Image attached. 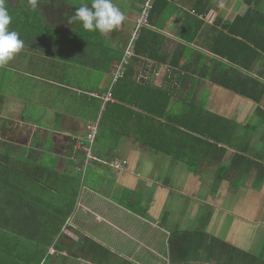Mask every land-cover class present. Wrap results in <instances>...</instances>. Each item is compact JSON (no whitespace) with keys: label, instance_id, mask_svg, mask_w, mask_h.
<instances>
[{"label":"crops","instance_id":"1","mask_svg":"<svg viewBox=\"0 0 264 264\" xmlns=\"http://www.w3.org/2000/svg\"><path fill=\"white\" fill-rule=\"evenodd\" d=\"M167 1L170 3L169 9H164L158 14L156 18L158 28L156 26L153 28L160 33L159 40L163 43L168 58L160 62L138 56L139 61H135L130 58L133 55L132 52L127 62L123 64L122 74L123 76L127 66L130 65L132 73L130 72L127 80V87L130 89L119 87L124 93L122 99L129 100H123L124 104L129 109L140 112L133 103L138 101L140 96L135 97V93L132 96V88L148 85L169 95L166 110L170 122H172V116L175 120L183 109L189 107V104L201 105L207 112L224 118L222 123L228 126L227 132H232L231 137H227L228 140L225 139L223 132L222 142H219L216 150H213L217 158H211L209 161L208 156H202V159H197L196 166L191 167L194 160L186 163L174 157L175 154L172 152H163L162 149L156 151L149 145L140 143L135 135L134 120L127 117V111L123 110V117L126 114L128 120L120 125H104L100 122L104 105L107 102H116L112 95L108 98L107 94L112 93L118 79L122 77L113 81V73L120 60L113 59L108 65L109 70L104 71H91L75 65H69L70 68L66 71L64 70L66 62L63 61L62 68L55 71L62 79H57L58 75H55L56 82L53 84L45 82L44 78L40 82V73L30 74L32 78L34 77V81H38L36 82L38 89L34 90V93L28 90L22 97L15 93L13 96H4L10 98L13 102L11 104H16L18 100L23 104L25 102L26 106L20 109L19 118L12 113L9 117L1 118L0 116L1 124H9L10 132H13L12 128L19 127L16 131L19 134L22 131L21 127L25 126V142L22 144L14 142L12 137L9 140L4 139L3 142L56 156L60 164L64 166L74 162L73 166H79V171L69 170L79 177L83 175L84 166L103 169L101 170L102 179L106 181L107 176L109 179L115 176L116 184L120 185L119 188L128 191L129 201L132 200V204L138 205L129 209L127 203L119 199V204L115 203L112 208V199L116 197L118 200V197L114 196L110 199L105 198V203L98 205L96 210L94 208L97 207L96 204L87 205L89 200L86 201V199L90 194L81 195L79 202V198L77 199L73 215L68 219L67 229L62 231L64 239L60 241L58 238L60 247L58 250L53 248V253L49 251L51 258L48 264H104L99 258L105 256V253L113 261H107L106 264H127L128 262L145 264L144 259L137 261L131 257L122 260L123 255L120 253L118 256V251L112 246L111 239H116L120 246L123 237L134 238L131 230H126L122 225L121 227L116 225L118 220L112 215L114 212H110L116 209V206L119 210L135 217L134 221L141 223L139 229L144 232L141 231L143 235L135 241L142 250L145 248L150 254H155L157 260L153 264H168L171 258L169 254L174 253L176 249L181 260L173 264H213L210 261L212 259L215 260L214 264H227L226 252L229 251V246L240 248L241 244L227 238L226 227H223L221 231L218 230L216 234L211 233L208 224L206 223L207 226L203 224L205 220L209 221L211 218L214 224L219 219L218 216L225 215L229 218L226 220L229 223L235 221L236 224L241 225V222L244 223L246 219L250 221V224H253V221L264 224V51L257 47L256 55L248 54L247 56L250 62L235 63L211 50L214 37L222 26V21L215 22L216 18L231 22L236 16L245 14L248 8H251V20L255 23L251 28L259 29L258 43L264 48V43H260L264 40V0H250V3L246 0H210L205 11L202 9L200 12L198 11L199 3L196 4L198 0ZM144 2L145 0H112V3L124 14L125 19L119 27L105 33L107 43L121 42V47L125 50ZM52 3L51 7L59 3L64 7L68 6V10L64 12L54 9V13H62L57 16L58 24H56L66 25L69 17L66 14L69 15V10H74L85 3L90 6L91 0H57ZM187 17H190L192 21L200 20L198 21L200 29L192 42L181 38L178 34L185 25ZM75 24L73 22L67 26L72 27ZM250 43L255 44V42ZM181 46H185L189 51ZM174 51H177L174 56H180L176 62L177 66L172 65L169 60ZM198 67H202L204 72L214 67L219 76L220 70L228 69L226 71L232 70L234 78L242 76L253 79L258 82L255 90L257 93H263L262 98L260 101H255L241 92L224 87L210 78L202 77L197 71H193ZM75 69L78 70L77 73ZM28 105L34 109L40 108L38 111L43 114L41 123L34 119L36 111L30 112ZM46 109L49 110L48 114L43 111ZM32 118L34 122H28ZM158 120L167 121L163 117ZM209 121L215 125L217 120L206 118V121L201 124L202 127L208 128ZM101 126L107 130L101 131L104 140L97 142L94 136L91 141L88 137L91 129L95 128L96 133L100 135ZM244 130L253 131L246 133ZM175 141L176 139H172L169 143H164L160 140L158 144L163 147L168 146L172 151L177 148ZM220 146L225 148L221 158L218 157L221 153ZM235 153L245 157V159L238 158L237 168L250 166L253 168L251 171L254 172L255 177L256 172H258L257 176L261 175V177L255 179L252 176L251 180H240L234 183L222 177L232 157H236ZM122 161L125 163L119 169L112 165L114 162ZM187 168L206 169L192 172ZM213 168L223 170L217 176L210 178L208 173ZM108 169H112L113 173ZM188 174L192 175L190 180L187 179ZM211 185H215L216 191H211ZM194 187L196 192L193 190ZM85 189H91V187L85 184ZM227 191L232 192L233 195L226 197ZM238 192L244 193L246 198L243 199L237 195ZM248 207L249 213H246ZM258 213L263 215H256ZM95 221L101 228L98 231L92 229ZM162 222L169 223V230L166 229L163 232ZM198 222L202 223L199 230L196 229ZM110 226L115 229V234L110 232ZM192 231L199 233L203 239L209 236L218 238L227 246L223 245L215 250L212 244L188 248L186 244L183 249L175 247L174 250L169 249L164 242L168 236L174 238L176 235L181 239ZM87 237L88 242H86ZM80 248L83 250L81 254L77 253ZM230 250L234 251L232 248ZM161 251L164 252L161 253ZM212 254L218 255L212 256ZM220 255L223 257L221 258Z\"/></svg>","mask_w":264,"mask_h":264},{"label":"trees","instance_id":"2","mask_svg":"<svg viewBox=\"0 0 264 264\" xmlns=\"http://www.w3.org/2000/svg\"><path fill=\"white\" fill-rule=\"evenodd\" d=\"M52 1L38 0L37 6L34 8L30 0H16L15 2L6 0V7L12 17L9 29L18 32L19 38L24 41L23 47L13 58L22 52L31 55L29 61L33 69L30 73L32 75L40 73V82L43 78L46 79L45 71L49 66L52 65L55 71L59 70L60 67L62 68L63 61L66 62L64 65L66 71L70 68L69 65L83 67L91 71H104L109 70L108 65L113 59L121 60L125 51L121 47V42L107 43L105 33L85 31L79 24L72 27L67 26L70 25L69 23L57 25L58 22L57 24L55 22L58 15L54 13V7H51ZM208 1L210 0L196 2V4L199 3V12L202 9L205 11ZM246 1L250 3V0ZM169 4L167 0L150 1L151 7L148 11L147 21L138 29L137 38L132 45L133 55L130 57L132 60L139 61L140 56H145L161 62L168 58L165 47L159 40L160 33L153 26L158 28L156 18L164 9H169ZM75 9L69 10V15L66 13L64 15L71 16ZM251 19V8H248L245 14L236 16L231 22L216 18L215 22L222 21V26L217 34L215 33L211 50L235 63L250 62L248 54L256 55L257 47L264 51V48L258 43L259 29L251 28L255 25ZM198 21L200 20L192 21L190 17H187L185 25L180 29L183 32L178 31L179 36L192 42L200 29ZM250 42H255V44ZM262 42L264 43V40H261L260 43ZM181 47L189 51L185 46ZM176 52L174 51L169 57L174 66H177L176 62L180 57L174 56ZM13 58L10 62H13ZM19 69L25 74V71L27 73V69L30 68L19 67L16 70ZM226 70L228 69L220 70L219 76L214 67L206 69L205 72L202 67L193 69L202 77L210 78L224 87L241 92L255 101H260L263 93L256 92L257 81L242 76L234 78L232 70ZM131 71L130 65L127 66L124 75L118 79L112 93L110 92L116 102H107L104 105L100 122L104 125L116 126L124 123L128 117L134 120L135 135L140 143L149 145L156 151L162 149L163 152H172L175 154L174 157L186 163L194 160L191 167H195L197 159H202V156H208L209 161L211 158H217L213 150H216L218 143L222 142V133L224 132L225 138L231 137L232 133L227 132L228 126L222 123L224 118L207 112L201 105L189 104V107L183 109L175 120L172 116V122H170L166 110L169 95L148 85H138L136 89L132 88V96L133 93H135V97L140 96L138 101H133L140 112L129 109L123 101L129 100L122 99L124 93L119 87L128 86L127 80ZM27 74L30 76L29 73ZM125 89L129 90L130 87ZM12 94L14 93L12 92ZM33 110L36 111L34 119L41 123L40 119L43 114L38 111L40 108L35 107L34 109L29 106V111L33 112ZM123 110L128 112L127 117L125 114L126 118L123 117ZM43 111L46 114L49 113L48 109ZM160 117L167 121L158 120ZM206 118L217 120L216 124L209 121L208 128L202 127L201 124L206 121ZM30 121L34 122L33 118L28 120V122ZM102 130L107 131L101 126L100 135L98 132L95 135L97 142L104 140ZM172 139H176L175 146H177L172 151L168 146L163 147L158 144L160 140L169 143ZM219 151L221 153L218 157L221 158L225 148L220 146ZM79 155L81 156V154ZM234 155L236 157H232L229 167L224 170L222 177L232 182L235 178L238 179L236 181H246L251 180L252 176L255 179L261 177V175L257 176L258 172L255 177L254 172L251 171L253 168L250 166L237 168L238 158L245 159V157L240 153ZM122 162L125 163V161ZM73 163L64 166L60 164V160L56 156L48 153L32 151L25 146L11 143L3 144L0 149V264L49 263L50 248L58 250L60 247L58 238L75 211L81 187L84 182L87 183L83 175L79 177L69 170L79 171V166H73ZM204 169L206 168H189L192 172ZM126 203L129 209L138 206L132 204L129 197Z\"/></svg>","mask_w":264,"mask_h":264},{"label":"rangeland","instance_id":"3","mask_svg":"<svg viewBox=\"0 0 264 264\" xmlns=\"http://www.w3.org/2000/svg\"><path fill=\"white\" fill-rule=\"evenodd\" d=\"M12 2H15L16 0H11ZM57 2V0H53ZM143 7V6H142ZM54 9L56 11H67L68 6L65 5V7L62 4H56L54 6ZM61 12H55V14L60 15ZM141 13V12H140ZM50 19V18H49ZM57 23V22H55ZM115 32V31H114ZM31 55L27 54L26 52H22L20 55L16 56L13 58V62L8 61V63L5 66L0 67V96L2 95H9L13 96L12 92L15 93L16 95L22 97L23 95L27 94L28 90H32L33 93L35 92L34 90H37L38 88L36 87V82L34 81L33 78H31L27 73L31 74L32 72L31 69L33 67L30 64V59ZM30 68L27 69V73L25 71V74L22 73V71L16 70L17 68ZM78 70L75 69V73H77ZM58 73H55V69L51 66L48 67V69L45 71V76H46V81L50 82L53 84L56 82V76ZM57 79H62L59 75L57 76ZM46 85V84H45ZM47 86V85H46ZM15 87V88H13ZM13 102L10 101L9 97H2L0 98V116L1 118L4 116H10L12 113L13 115L15 114L18 118L20 116V109H24L25 102L17 101L16 104H11ZM30 106V105H28ZM16 111V112H15ZM25 111H27L25 109ZM0 118V124L2 123V119ZM21 127V126H20ZM3 128V129H2ZM19 127L17 129H13V132H10V126L9 124H1L0 125V149L1 146L5 143L3 140H9L12 137V140L14 142L17 141V143H24L26 139L25 135V126L21 127V132L18 134L16 131H18ZM5 130V131H4ZM246 133L251 132L253 130H244ZM244 132V134H245ZM23 133V134H22ZM228 140V138H225ZM115 169V168H112ZM112 169H108L111 173H113ZM189 170V168H187ZM100 168H89L88 165L84 166V171H83V178L86 179V182H84V185L81 187L79 196H78V202L81 199V195L84 194H90L88 196L89 200L88 206H93L94 204L97 205V207H94L96 210H98V205H101L102 203H105V198L114 197L117 196L118 200L112 199L111 205L112 208L115 206L114 204H119L118 201L119 199L123 202L126 203L128 202V195H127V190H123V188H119L120 185L116 184L115 181V176L109 179L107 176L106 181L102 179L103 175L101 174ZM116 170V169H115ZM181 170V168H180ZM223 170L222 168H213L211 171L208 173L210 178H213L215 175L217 176L219 172ZM185 172L184 170H182ZM256 171V170H255ZM186 173V172H185ZM187 174V173H186ZM187 179L190 180L192 175L188 174ZM182 177V175H181ZM194 177V176H193ZM238 180L234 179L233 183ZM224 183V182H223ZM85 184L89 185L91 189H85ZM187 184V183H186ZM222 184V183H221ZM215 185H211V191H216ZM194 192H196V187H194ZM221 190V189H219ZM232 191L231 189H229ZM100 194V195H99ZM237 195H240L243 199H245V194L244 193H236ZM232 196V192L226 193L227 196ZM109 202V201H108ZM81 208V207H79ZM78 208V209H79ZM113 211L114 212L112 215L116 216L117 220L116 225L118 227H121V225L126 229V230H131V234L134 237L133 239L123 237L122 238V244L120 243V246L117 244L116 239H111V244L112 246L118 251V256H120V253L123 255L121 258L122 260H127L129 258H135L137 261L138 260H145V264H153L156 262L157 257L155 254H150L145 248L142 250L141 247H139L136 243V239L141 238V235H143V230L139 229V225L141 224L140 222L134 221L135 217H132L129 215L127 212H124L122 210H119L117 206L115 207ZM77 209V210H78ZM246 213H249V207L245 211ZM206 215V214H205ZM256 215H263L262 213H258ZM215 216V215H214ZM174 217V216H173ZM201 217V216H200ZM219 219L212 223V219L209 218V221L205 220L204 226H209L211 233H217L218 230H222L223 227H226V232L225 235H227V238L238 243L240 248H234L233 246H229L230 248L234 249V251H231L229 248V251L226 252V257L228 258L227 264H264V224L252 222L253 224H250L249 220L244 221V223L241 222V225L236 224L235 221L234 223L227 222L229 218L223 216H218ZM93 218V216H92ZM167 221V219H166ZM142 222V221H141ZM207 223V224H206ZM95 225L92 226V229L94 231H98L100 228L99 224L95 221ZM163 224V225H162ZM161 226L163 232L167 229L169 230L168 222H162ZM202 227V223L198 222L197 223V230H199ZM143 231V232H141ZM110 232L115 234V229L110 226ZM135 234V235H134ZM148 234V233H147ZM152 236V234H150ZM164 236V235H163ZM175 237H166V241H164L167 244V247L169 249H174L180 248L183 249L186 244L187 248L190 246H200L202 244H212L214 245L215 250L221 248L223 245L227 246L226 243L222 242V240H218V238L209 236L207 238H201L199 236V233L196 234V232H188L185 237L177 238L176 235ZM181 236V235H180ZM64 239V235L59 236V240L61 241ZM136 240V241H135ZM86 242H88V237L86 238ZM160 245H163V243H160ZM87 246V245H86ZM195 248V247H193ZM175 250V249H174ZM177 249L175 250L174 253H170L169 255L171 256L169 263L168 264H173V262L180 261L181 258L179 257V254L176 252ZM50 252H52L50 250ZM83 252L82 248L77 250V253L81 254ZM164 251H161L163 253ZM55 254V253H54ZM213 255H218V254H212ZM55 256V255H53ZM106 256V257H105ZM103 256L101 261L106 264V262H113L112 259L106 255ZM173 256V257H172ZM216 256H214L215 258ZM222 258L223 255H220ZM119 259V257H118ZM179 259V260H178ZM175 260V261H174ZM164 261V260H163ZM211 262H215V260H210ZM119 263V260H117ZM159 263V262H157ZM127 264H134L133 262H128Z\"/></svg>","mask_w":264,"mask_h":264},{"label":"clouds","instance_id":"4","mask_svg":"<svg viewBox=\"0 0 264 264\" xmlns=\"http://www.w3.org/2000/svg\"><path fill=\"white\" fill-rule=\"evenodd\" d=\"M37 2L38 0H30L34 8ZM124 19V14L112 3V0H91L90 6L85 3L76 8L68 17V23L75 22L85 31L103 34L119 27ZM11 21L12 17L6 7V0H0V67L5 66L24 45V41L19 38V33L9 29ZM64 229H67V223ZM50 250L54 252L53 248Z\"/></svg>","mask_w":264,"mask_h":264},{"label":"built area","instance_id":"5","mask_svg":"<svg viewBox=\"0 0 264 264\" xmlns=\"http://www.w3.org/2000/svg\"><path fill=\"white\" fill-rule=\"evenodd\" d=\"M150 1L151 0H145V2H144L143 8L141 10V13H140V15H139V17L137 19L135 27H134V29H133V31H132V33L130 35V38H129L128 42H127V45H126V48H125V51H124V55H123L121 60L116 65L115 71L113 73V81H116L123 74V70H124L123 64H125L127 62L128 57L132 54V45H133L134 40L137 38L138 29L140 28V26L145 24L146 21H147L148 11H149V9L151 7ZM107 95L110 97V92H108ZM95 133H96L95 128H92L91 132L88 135V137L90 138L91 141L94 139ZM123 163L124 162H120V163L119 162H114L112 165L115 168L119 169L123 165ZM51 251L53 252V250H51Z\"/></svg>","mask_w":264,"mask_h":264}]
</instances>
